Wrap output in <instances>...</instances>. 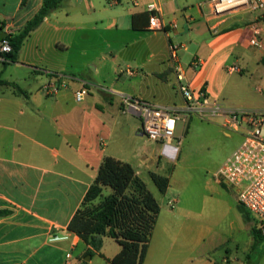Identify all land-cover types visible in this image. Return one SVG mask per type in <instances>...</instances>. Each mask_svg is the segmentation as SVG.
Listing matches in <instances>:
<instances>
[{
	"label": "crops",
	"instance_id": "obj_1",
	"mask_svg": "<svg viewBox=\"0 0 264 264\" xmlns=\"http://www.w3.org/2000/svg\"><path fill=\"white\" fill-rule=\"evenodd\" d=\"M209 1L64 0L25 40L17 62L0 57V78L27 93L0 88V210L10 211L0 216V264H80L81 258L86 264H113L122 250L114 238L104 236L96 251L70 227L106 157L130 163L161 205L143 264H249L247 256L258 245L254 237L242 259H232L230 249L215 258L226 244L214 241L198 251L206 235L199 230L189 237L186 214L175 211L184 202L172 193L174 164L166 163L168 190L155 192L149 179L162 156L141 151L135 140L143 135L139 117L122 109V98L131 97L188 112L179 91L180 83L187 84L204 93L200 100L208 115L218 118L226 136H238L236 149L240 146L244 133L225 128V116L264 113V47L251 45L255 27L264 42V11L216 17ZM150 2L159 4L163 28H149ZM42 4L0 0L1 34H18ZM171 44L179 47L180 83ZM235 66L239 71H231ZM55 74L64 75L67 86L49 97L42 87ZM83 85L90 93L77 102L74 93ZM126 126L130 136L123 134ZM180 145H164L162 154L174 160ZM216 173L225 188L219 195L228 196L226 190L234 187ZM111 193L104 189L105 196ZM88 250L94 254L86 256Z\"/></svg>",
	"mask_w": 264,
	"mask_h": 264
},
{
	"label": "rangeland",
	"instance_id": "obj_2",
	"mask_svg": "<svg viewBox=\"0 0 264 264\" xmlns=\"http://www.w3.org/2000/svg\"><path fill=\"white\" fill-rule=\"evenodd\" d=\"M89 89V87L87 86ZM90 93V92H89ZM264 104V96L260 98ZM139 131L143 133L142 122ZM218 118L201 116L198 112H180L172 146L182 145L174 160L162 154L164 145L150 140L142 135L135 140L139 141L138 146L142 152L152 156L156 152L157 156H162V163L154 165L155 172L169 175V166L172 178V193L177 199H183L184 204L177 206L175 211L183 212L187 216V226L185 227L189 237H194L197 231H202L206 235V241L198 250L202 251L210 245L212 241L218 244H226L221 247L219 259L226 255V250L230 249L229 255L232 259H240L245 255V251L251 245L253 239L249 225L257 227L253 215L244 220L238 208L237 193L234 188L226 190L228 196L219 195L221 187L215 179V173L226 162L231 153L236 149L238 136L228 137L220 128ZM128 127H125V136ZM264 136V124L262 127ZM149 186L157 192V186L149 179ZM238 203V204H237ZM166 213V212H165ZM164 216V214H163ZM229 222L233 224L232 230ZM255 253L252 254L254 264H264V238L257 245ZM251 253V252H250Z\"/></svg>",
	"mask_w": 264,
	"mask_h": 264
},
{
	"label": "trees",
	"instance_id": "obj_3",
	"mask_svg": "<svg viewBox=\"0 0 264 264\" xmlns=\"http://www.w3.org/2000/svg\"><path fill=\"white\" fill-rule=\"evenodd\" d=\"M63 2L64 0H43L40 10L18 34H7L5 38L9 40L12 51L0 53V57L7 62H17L25 40L51 13L59 9ZM262 64L264 65V56ZM3 87L27 96L26 91L18 84L0 78V88ZM150 176L161 193L168 190L169 176L156 172H152ZM106 188L112 190L107 196L104 195ZM240 209L248 221L251 217L250 213L241 205ZM160 213V203L135 168L130 163L106 157L94 183L85 195L82 208L76 213L70 227L89 241L96 251L101 249L104 236L114 238L121 245L122 250L112 259L113 264H143ZM8 214L10 211L0 210V216ZM255 221L257 227L252 228V234L257 245L264 238V231L259 227L256 219ZM255 249L256 247L247 256L249 264H254L252 254L255 253ZM93 254V250H88L86 256ZM80 264H86V261L81 258Z\"/></svg>",
	"mask_w": 264,
	"mask_h": 264
},
{
	"label": "built area",
	"instance_id": "obj_4",
	"mask_svg": "<svg viewBox=\"0 0 264 264\" xmlns=\"http://www.w3.org/2000/svg\"><path fill=\"white\" fill-rule=\"evenodd\" d=\"M209 6L216 17H223L238 11H249L260 13L264 11V0H210ZM149 12V28H163V17L159 4L150 2L147 5ZM175 26V25H174ZM261 31L254 28V37L251 45L262 48L264 42L260 39ZM179 47L170 45L171 60L177 79L183 80L178 56ZM12 46L8 39L0 37V53H10ZM231 71H239L237 66ZM128 75H135L134 69L126 70ZM64 75L55 74L47 82L42 91L47 96H55L61 89L67 86ZM90 88L86 85L75 91L74 96L77 102H82L89 95ZM179 91L186 101L188 112H198L206 117H211L200 100L204 93H196L187 84L180 83ZM123 112H134L142 122L143 135L150 140L161 142L166 147L173 142L178 112L173 107L160 106L143 102L131 97L122 98ZM219 110V108H217ZM217 111V110H216ZM216 111L214 113H216ZM264 124V113L257 111L239 110L228 112L225 116L224 126L227 129H234L244 133L240 146L232 153L226 162L219 168L216 177L225 182L228 186L234 187L237 191L238 203L243 206L258 221L259 227L264 231V136L262 127ZM181 141H179L180 144ZM174 148V147H173ZM179 147H176L178 150ZM60 237L53 236V240ZM71 253L67 254L70 259Z\"/></svg>",
	"mask_w": 264,
	"mask_h": 264
},
{
	"label": "water",
	"instance_id": "obj_5",
	"mask_svg": "<svg viewBox=\"0 0 264 264\" xmlns=\"http://www.w3.org/2000/svg\"><path fill=\"white\" fill-rule=\"evenodd\" d=\"M6 36H7L6 33H2V34L0 35L1 38H4V37H6Z\"/></svg>",
	"mask_w": 264,
	"mask_h": 264
}]
</instances>
